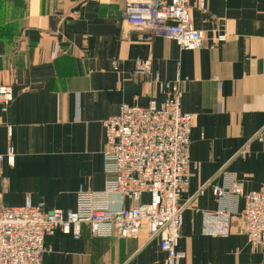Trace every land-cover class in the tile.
I'll use <instances>...</instances> for the list:
<instances>
[{
  "label": "crops",
  "instance_id": "crops-1",
  "mask_svg": "<svg viewBox=\"0 0 264 264\" xmlns=\"http://www.w3.org/2000/svg\"><path fill=\"white\" fill-rule=\"evenodd\" d=\"M167 2L169 0H154ZM125 0H0V84L13 100L0 106V154L11 147L14 164L0 169V204L73 211L79 189L99 192L113 178L104 155V120L124 105L163 102L177 83L180 108L192 114L190 177L182 195L180 264H264V245L241 232L243 201L217 200L213 188L233 181L244 192L264 190V0H188L191 23L211 49L183 50L148 38L127 24ZM139 60L148 72L135 74ZM247 148V150H246ZM144 195L141 202H147ZM130 208L137 203L123 200ZM118 209V194L107 196ZM222 207L234 214L227 237L202 230V214ZM42 264H162L159 239L141 227L133 238H78L56 230L44 239Z\"/></svg>",
  "mask_w": 264,
  "mask_h": 264
},
{
  "label": "built area",
  "instance_id": "built-area-1",
  "mask_svg": "<svg viewBox=\"0 0 264 264\" xmlns=\"http://www.w3.org/2000/svg\"><path fill=\"white\" fill-rule=\"evenodd\" d=\"M199 1L202 7L203 0ZM122 17L127 24L145 30L148 38L174 41L183 50H199L205 45L214 49L226 41L224 33L209 40L204 31L193 27L188 0H125ZM149 66V60L137 61L135 74L147 73ZM158 86L160 91H169L158 106L154 102L147 107L124 105L116 116L104 120V155L113 162V178L103 191L79 189L75 209L69 212H47L32 205L30 199L18 207L0 204V264H42L46 236L59 230L78 238L82 225L89 226L94 237L117 239L133 238L144 226L151 238L159 239L165 255L162 264H180L181 198L190 177L193 116L181 111L177 83L158 82ZM12 100L11 86L0 84L2 112ZM4 161L13 166L11 147L0 154V169ZM110 193L120 197L118 209L107 206ZM212 193L217 200L232 197L243 201L241 232L252 246H263L264 190L244 192L233 181L227 188H213ZM144 195L147 202H141ZM123 200L137 206L125 208ZM234 216L227 207L204 212L202 230L213 237H227Z\"/></svg>",
  "mask_w": 264,
  "mask_h": 264
}]
</instances>
